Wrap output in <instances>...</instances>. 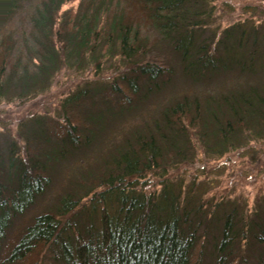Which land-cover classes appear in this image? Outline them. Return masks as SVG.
<instances>
[{"label":"trees","instance_id":"trees-1","mask_svg":"<svg viewBox=\"0 0 264 264\" xmlns=\"http://www.w3.org/2000/svg\"><path fill=\"white\" fill-rule=\"evenodd\" d=\"M213 12L209 0H0V103L11 82L20 97L46 89L70 58L101 83L65 97L61 120L37 119L25 156L0 149V264H264V196L250 213L167 176L194 161V138L220 157L264 139V82L244 87L264 60V32L238 23L211 52L200 31ZM105 65L113 78L102 84ZM178 66L207 88L157 108L151 95ZM87 151L93 164L67 167L57 202L37 206L57 166ZM158 172L161 189L145 190ZM89 202L99 223L78 227Z\"/></svg>","mask_w":264,"mask_h":264},{"label":"rangeland","instance_id":"rangeland-1","mask_svg":"<svg viewBox=\"0 0 264 264\" xmlns=\"http://www.w3.org/2000/svg\"><path fill=\"white\" fill-rule=\"evenodd\" d=\"M209 1L214 11L213 19L200 32L203 33L202 40L212 41L211 52L214 51L215 44L220 42L218 39L223 37L225 29L238 23L248 25L249 28L252 25L258 26L264 32V0ZM69 6L66 4L63 8L66 9ZM261 42L263 41L261 40ZM262 47L264 50V46ZM222 50L224 49L221 48L220 52ZM50 63L49 61V66H51ZM257 64L258 67H255L254 73L250 77L252 79L244 87L264 82V60L258 61ZM31 67H35V65ZM57 67L56 70L52 69L48 87L44 90L36 86L20 97L18 95L19 85L15 82L8 85L9 94L7 97L9 99L0 103V149L5 157L8 156L9 145L12 144H14V149L20 150L25 156L26 142L33 132L32 129L36 127V120L50 117L61 120L60 104L69 94L82 89L88 80L93 82V85H101V83L95 84V80L98 78L95 70L87 69L84 63L78 65L72 58L66 60L63 65L58 62ZM112 78L113 68L107 69L106 65L102 67V84H107ZM172 79L171 83L163 87L160 92L151 95L150 103L156 105L157 108H160L161 104H169L173 100L181 98L183 93H188V89L194 85L197 93L207 88L203 82L191 83L181 73L179 66ZM223 82H225V77L220 75L211 83L210 87H216ZM144 110L150 112L149 106L138 107L130 115L140 116ZM193 140L197 147L194 161L191 164L169 168L167 176L170 177L172 174L174 179L182 180L185 185L197 182L198 190L205 197L234 199L242 209L248 210L250 213L256 210L258 208L257 198L264 196V139L251 140L243 147L230 150L221 157L207 155L200 140L197 138ZM83 157H86L87 161L78 162ZM89 157L90 151H87L83 156L79 154L78 157L73 159L69 157L61 162L55 171L54 183L47 193L39 198L37 206H42L43 203L46 205L56 203L62 177L65 176V169L75 166L86 168L87 164H93ZM76 174L77 172L74 171L73 177H76ZM162 180V172H158L157 175H148L144 189L147 191L159 190L162 187ZM90 205L89 202L83 211L74 215L78 227H84L87 221H93L95 225L99 223V212Z\"/></svg>","mask_w":264,"mask_h":264}]
</instances>
